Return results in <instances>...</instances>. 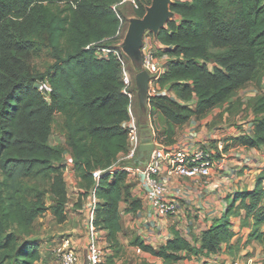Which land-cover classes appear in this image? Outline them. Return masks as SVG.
I'll use <instances>...</instances> for the list:
<instances>
[{
  "label": "trees",
  "instance_id": "trees-1",
  "mask_svg": "<svg viewBox=\"0 0 264 264\" xmlns=\"http://www.w3.org/2000/svg\"><path fill=\"white\" fill-rule=\"evenodd\" d=\"M118 1L0 0V264H36L40 245L28 238L35 222L48 211L59 223L67 220V149L79 187L85 194L96 188L95 225L108 231L114 254L122 248L123 212L141 207L123 169L138 165L119 163L128 151L125 124L132 106L123 92L122 64L114 55L99 59L86 49L112 46L118 39L123 19L114 9ZM148 4L137 17L146 15ZM171 10L157 42L164 46L160 55L169 56L160 82L175 97L158 94L146 103L156 138L166 143L177 127L264 81V0H174ZM43 58L48 60L44 66L38 62ZM42 81H48L47 92L39 87ZM252 106L253 129L229 139L223 152L264 147V92ZM57 120L63 144L51 142ZM96 170L102 171L98 183ZM233 199L226 217L194 240L197 245L179 231L158 248L139 238L131 243L161 264L217 253L234 233L230 216L241 210L246 212L242 228L253 221L252 236L264 242V172L253 190ZM123 202L128 204L124 210Z\"/></svg>",
  "mask_w": 264,
  "mask_h": 264
},
{
  "label": "crops",
  "instance_id": "crops-1",
  "mask_svg": "<svg viewBox=\"0 0 264 264\" xmlns=\"http://www.w3.org/2000/svg\"><path fill=\"white\" fill-rule=\"evenodd\" d=\"M141 20H144V17L139 18L132 15L126 36L118 42L119 49L130 61L132 49H135L138 53L136 59L139 58L141 62L138 37L142 35V28H136ZM149 36L153 38L155 43L157 42V34L151 30H146L141 38L142 45ZM140 62L135 63L137 68H139ZM133 109L135 114L132 113ZM209 113L201 118L193 117L186 124L177 127L172 141L166 143L156 138L148 104L137 98L132 101L130 114L136 118L138 123L140 121L142 129H153L156 145L161 144L167 149L185 150L189 153L206 148L215 154V158L212 174L207 181L201 177L186 178L176 174L168 175L166 167L163 168V175L169 185V196L177 199L180 207L176 215L169 217L157 215L149 206L139 183L135 179L129 178L128 183L131 186L132 196L140 201L141 207L135 212H123L122 229L118 234L122 248L117 255L114 254L115 250L109 246L108 231L96 227V230L92 232L89 227L88 210L92 193L90 191L85 194V190L79 187L80 179L73 168L72 154L67 149L64 154L66 165L64 176L69 197L67 220L59 223L56 217L48 211L35 222L38 224V221L43 220L45 216L52 217L51 227L45 228L46 231L43 235L29 237L31 241L38 242L40 245L41 257L36 264H58L54 247L55 243H59L64 236L72 237L83 261L86 258L88 244L93 237L96 238L106 251L108 264H161L160 258L132 244L131 241L134 238H139L146 245L158 248L172 240L174 233L179 231L183 237L190 239L194 245H197L194 240H200L204 231L208 230L215 222L222 221L226 217L227 209L235 200L233 199L235 195L243 190H253L258 177L264 172V147L256 149L237 146L231 147L228 152H223L224 146L230 143L229 139L251 132L254 114H251V121L246 129L229 135L224 141L218 142L217 140H220L224 134L209 130L207 123L203 125L207 119L205 117ZM230 151L231 153H229ZM123 161L127 160H125V155L121 154L119 163H122V166ZM238 204L239 202H236V206ZM126 207L128 204L123 202L121 204L122 210ZM245 214V210H241L240 214L230 216L234 223V233L229 241L221 245L220 251L210 255H187L179 264H264V242L252 236L255 229L253 228V221H250L249 227L242 228ZM261 228L264 231V224Z\"/></svg>",
  "mask_w": 264,
  "mask_h": 264
},
{
  "label": "built area",
  "instance_id": "built-area-1",
  "mask_svg": "<svg viewBox=\"0 0 264 264\" xmlns=\"http://www.w3.org/2000/svg\"><path fill=\"white\" fill-rule=\"evenodd\" d=\"M148 1L149 0H119L114 5V9L118 11L120 7L127 6L136 12L140 9L142 4L148 3ZM148 6L150 5L148 4L145 7ZM119 34L120 31L117 36ZM118 47L119 46L116 45L106 46L92 44L87 46L86 49H93L96 57L99 59L114 55L121 62L123 92L131 99V103L138 95L136 76L141 71H147L150 75L149 98L158 94L175 97L174 93L167 87H162L160 82L167 70L166 65L169 60L168 55H160L159 53V50L164 46L158 42L154 43L150 36L147 37L141 47V62L135 73L132 72L126 64L125 57ZM39 87L42 91L47 92L49 90L48 81H42ZM125 127L128 129V151L124 154L125 160L133 161L138 154L140 146L143 145L142 128L132 115L130 120L125 124ZM164 167H166V173L168 175L176 174L180 177H201L205 179L209 178L212 174L213 160L211 159V153L206 152L204 149H198L193 153H189L185 150L167 149L161 144H158L148 163L123 168L128 172V179H135L139 183L151 209L159 216L169 217L176 215L180 207L177 199H173L169 196V185L166 177L163 175ZM101 175V170H96L94 172V178L97 183ZM90 191L92 197L88 210V223L91 231L94 232L97 227L95 225V220L98 199L96 197V188L94 187ZM54 254L58 264H108L105 249L94 237L86 248V258L84 261L75 247L71 236H64L62 238L54 247Z\"/></svg>",
  "mask_w": 264,
  "mask_h": 264
},
{
  "label": "rangeland",
  "instance_id": "rangeland-1",
  "mask_svg": "<svg viewBox=\"0 0 264 264\" xmlns=\"http://www.w3.org/2000/svg\"><path fill=\"white\" fill-rule=\"evenodd\" d=\"M151 1V5L146 7L147 9L153 5V0H149V3ZM174 1V0H172ZM120 14L123 17V25L120 30V34L118 35V39L113 42V45L118 46L119 40L123 39L126 36V31L128 29V23L133 15L136 17V12L133 11L131 8L127 6L120 7L119 10ZM173 15V14H172ZM152 38V37H151ZM153 39V38H152ZM154 42V41H153ZM155 43V42H154ZM111 44V43H110ZM155 45V44H154ZM139 48V47H138ZM140 52V49H138ZM161 51L159 50V53ZM158 53V54H159ZM138 55L137 51L135 49H132L131 61L128 59L127 56L125 57V62L128 65V67L131 69L132 72L135 73L137 70L135 63H139L140 59L136 56ZM47 59L43 58L41 60H38L40 65H45L47 63ZM138 66V65H137ZM211 66V64H210ZM264 92V81L261 86H257L255 83L249 84L247 87L239 90L237 94L232 97L227 103L223 104L222 106L214 108L207 117L205 123H207V127L209 130L218 131L220 134H224V136L217 140L224 141L229 135L235 134L240 132L243 129H246L251 121V114L253 113V104L255 102V99L258 98V96ZM139 98V95L136 97ZM147 103V102H145ZM133 108V107H132ZM132 113L135 114V111L133 109ZM140 123V121H139ZM51 142L53 144L60 143L63 144L64 137L62 133V127L60 121L57 120V123L55 124V128L51 137ZM209 147V146H208ZM233 149V148H232ZM231 151H234L232 150ZM231 151L229 153H231ZM249 167V166H247ZM245 169V168H243ZM205 181L208 180L204 179ZM43 220H39L38 224H35V226L32 227L30 230V236H36V235H43L45 233V228L49 229L51 227L52 217L51 216H45L43 217ZM46 226V227H45ZM30 239V238H29ZM58 244L55 243V246Z\"/></svg>",
  "mask_w": 264,
  "mask_h": 264
},
{
  "label": "water",
  "instance_id": "water-1",
  "mask_svg": "<svg viewBox=\"0 0 264 264\" xmlns=\"http://www.w3.org/2000/svg\"><path fill=\"white\" fill-rule=\"evenodd\" d=\"M172 0H153V5L147 9L144 20L139 22L137 27H141L142 35L146 30H151L158 34L160 28L164 27L173 16L171 10ZM136 24V23H134ZM142 35L138 37V45L142 47ZM138 95L142 102L148 101L150 75L147 71H141L136 76ZM143 145L140 146L137 156L133 159L135 165L146 164L150 161L157 145L154 143L155 133L152 128L142 129Z\"/></svg>",
  "mask_w": 264,
  "mask_h": 264
}]
</instances>
